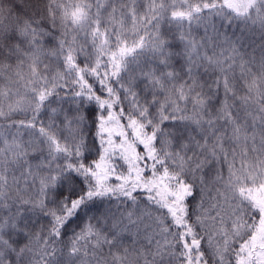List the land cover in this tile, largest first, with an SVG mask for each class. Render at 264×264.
Instances as JSON below:
<instances>
[{"label": "snow or ice", "instance_id": "1", "mask_svg": "<svg viewBox=\"0 0 264 264\" xmlns=\"http://www.w3.org/2000/svg\"><path fill=\"white\" fill-rule=\"evenodd\" d=\"M0 264H264V0H0Z\"/></svg>", "mask_w": 264, "mask_h": 264}]
</instances>
